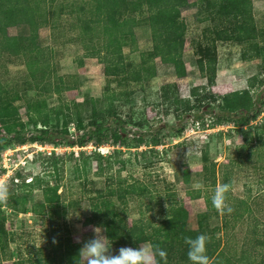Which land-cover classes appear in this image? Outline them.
Returning <instances> with one entry per match:
<instances>
[{
  "label": "rangeland",
  "instance_id": "rangeland-1",
  "mask_svg": "<svg viewBox=\"0 0 264 264\" xmlns=\"http://www.w3.org/2000/svg\"><path fill=\"white\" fill-rule=\"evenodd\" d=\"M253 3L256 21L264 29V0H253ZM196 11V0H189L182 10L188 25L182 62L163 63L157 59V76L141 85H123L119 77H107L105 65L97 57L88 55L77 38L76 13H63L58 19V28L47 26L40 29L38 41L47 50V59L53 63L56 74L68 75L66 79L77 84V88L64 92V99L83 101L86 97H101L108 84L119 92L133 90L128 101H117L115 110L133 129L146 133L158 131L160 144L154 147L150 137L138 148L134 147V143L127 147L120 143H109L100 146V149L92 143L84 147H54L28 142L5 149L0 158V180L6 182L9 189L34 177L42 181L29 193L30 208L44 202L42 187L47 183H60L59 192H64L55 205L47 203L43 210L37 208L41 211L8 210V247L0 251L2 264H31L38 257H51L58 236L64 240L70 238L73 242L79 238L83 242L94 236V227L104 230L103 234L107 236L114 253L123 246L137 248L141 243L152 246L147 234L137 239L138 246L128 240L117 243L109 239L105 226L99 224L97 219L87 222V217L92 215L91 197L93 194L100 198L105 195L106 176L95 173L97 161L93 160L87 179L75 176V161L72 158L66 160L58 177L51 175V167L46 166L53 152L65 158L74 155L77 159L82 151L88 154L97 149L107 156L117 148H122L121 157L127 159L121 172L123 178H127L129 183H144L147 187L145 194H129L125 203L113 199L119 216L125 218L127 225L132 227L136 222L159 225L166 221V209L169 208L166 205H183L188 210L186 229L200 228L206 234L215 233L216 237L221 238L220 247L225 260L216 264L264 263V140L254 141L253 145H257L254 150L258 149L259 152L248 157V151L242 147V127L234 122L218 120L219 115L231 113L229 105H232L233 99L230 101L226 97L228 94L235 91L242 94L244 99L241 98L240 102L243 103L245 98L256 99L260 93H264V89L259 87L264 80V59L260 49L264 42L259 37L260 46L255 50L250 44L219 40L217 80L215 85L210 86L205 67L197 62L198 48L195 49V45L200 41L210 42L208 39L213 33L207 32L208 23L200 21ZM8 31L11 35H27L30 27L23 23L11 26ZM206 34L208 39L204 37ZM138 45L139 50L136 51L129 46L124 47L125 55L134 61L140 60V52L151 48L152 42L141 35ZM24 62L23 56L0 57V81L7 88L1 97L3 101L11 100L31 84V75ZM168 83H175L177 90L173 93V90L167 89L170 98L163 99L162 89ZM27 93V96H31L36 91L30 87ZM52 99L55 101H50L49 105L58 102L56 97ZM14 104L19 109L25 128H34V124L28 120L26 100L18 99ZM182 123L186 124V129L178 134L176 130ZM257 125L260 126L259 136L264 138V109L245 128ZM70 127L75 131L73 123ZM3 129L7 128L3 126ZM236 147L240 157L232 163ZM205 153L210 161L216 162L217 184L234 182L233 190L228 193V204L234 209L232 216L222 215L212 206L211 196L217 184L205 186ZM120 167V162L114 163L113 173L117 174L115 170ZM186 173L190 177L189 184L184 181ZM81 183L86 185L82 186ZM196 184L202 185L199 198H193L192 190ZM71 200H79V204H69ZM235 212H243L244 215L235 219ZM70 213L73 214L71 219ZM174 253L177 254L175 259L180 258L181 251L178 252L175 246L170 251L172 257Z\"/></svg>",
  "mask_w": 264,
  "mask_h": 264
},
{
  "label": "trees",
  "instance_id": "trees-1",
  "mask_svg": "<svg viewBox=\"0 0 264 264\" xmlns=\"http://www.w3.org/2000/svg\"><path fill=\"white\" fill-rule=\"evenodd\" d=\"M188 2L189 0H0V57H25L24 63L31 75V84L27 87L36 91V94L27 96L28 88H25L11 100L3 101L1 97L7 88L0 81V158L9 146L28 142L50 144L54 147H84L91 143L96 147L109 143H120L127 147L134 143V147L138 148L151 137V144L154 147L159 145L158 131L146 133L133 129L115 110L117 101H128L133 90L124 89L119 92L108 84L101 97H86L83 101L64 99V92L77 88V84L66 79L68 75L56 74L53 63L47 59V50L38 41L39 31L47 26L58 28V19L63 13H76L75 26L79 31L77 38L88 51V55L97 57L105 65L107 77H119L123 85H141L149 83L157 76V59L163 63L182 62L188 31L182 10ZM196 3L198 19L208 23L206 30L213 33L210 39L207 34L204 36L211 40L210 42H196L197 62L205 67L208 84L213 86L217 80L218 41L235 40L241 44H250L253 49L258 50L259 37L264 42V29L259 27L256 21L253 0H196ZM23 23L29 25V34H9L8 29L11 26ZM141 35L151 40L152 47L142 50L140 60L134 61L125 55L124 47L129 46L133 51L139 50L138 39ZM260 49L264 59V46ZM176 86L175 83L166 84L161 97L169 99L167 89L175 93ZM259 87L264 89V80L260 82ZM53 97H56L58 102L49 105L50 101H55ZM226 97H229L230 101L233 99L232 105H229L231 113L219 115L218 120H227L241 126L244 141L242 147L248 151V157L258 154V149L254 150L257 145L253 143L264 140L259 136L260 126L245 127L264 109V93H260L256 99L245 98L243 103L240 99H244V96L236 91ZM18 99L26 100L28 120L34 124L31 130L25 128L19 109L14 104ZM239 109H242V112H239ZM71 123L75 131L71 129ZM3 126L7 129L4 130ZM185 129L186 124L182 123L176 132L181 134ZM238 152L236 147L232 163L240 157ZM122 153V148H117L113 153L104 156L96 149L88 154L82 151L80 157L75 159L74 155L65 158L53 152L48 157L46 166L51 167V175L58 177L66 160L72 158L75 161V176L78 179L83 176L87 179L92 171L93 160L97 161L98 168L95 173L106 176L105 195L100 198L93 194L92 215L87 217V222L97 219L99 224L105 226L109 239L117 243L128 240L138 246L137 239L147 234L152 246H158L167 252V264H190L187 258L188 246L184 243V238L206 233L200 228L186 229L188 210L185 206L171 204L166 209V221L159 225L153 222H136L131 227L127 225L124 217L119 216L114 198L120 203H125L129 194L141 195L147 192L144 183H129L127 178L121 175L122 168H125L127 163V159L121 157ZM116 162H120L122 167L116 169L117 174H114ZM203 170L205 186L216 185V162L210 161L207 153L203 155ZM1 172L0 168V176ZM184 181L188 184L190 182L187 173ZM41 182L37 177L28 182L22 181L12 190L9 189L7 202L0 203V251H5L8 247V210L36 212L43 210L47 203L55 205L61 200L64 191L59 192L60 183H47L42 187L44 202L30 208L29 193L33 188L40 186ZM192 193L193 198H199L202 190L193 189ZM228 200L227 195V203ZM72 201L69 204H79V200ZM243 215V212H235L233 218L239 219ZM168 216L171 219H168ZM206 235L211 238L206 246L211 264L224 261V253L220 247L221 238L216 237L215 233ZM174 246L178 252L181 251L180 258H177L179 260L175 259L177 254L174 253V257L170 254ZM80 248L81 243L73 242L70 238L64 240L62 236H58L53 256L38 257L31 264H74V257L78 255ZM160 264H164V261L161 260Z\"/></svg>",
  "mask_w": 264,
  "mask_h": 264
},
{
  "label": "clouds",
  "instance_id": "clouds-1",
  "mask_svg": "<svg viewBox=\"0 0 264 264\" xmlns=\"http://www.w3.org/2000/svg\"><path fill=\"white\" fill-rule=\"evenodd\" d=\"M189 153L187 154L188 157ZM233 184V181L218 183L211 196L212 206L222 215L231 214L234 211L227 203V195L233 190ZM201 187L200 184L194 185L197 190ZM8 197L9 186L0 180V203H6ZM166 207L169 206L166 205ZM72 215L70 213L69 219ZM167 218L171 219L170 216ZM92 231L94 236L86 241L82 242L77 238L76 242L82 243V247L79 249L78 255L74 257V264H160L161 260L167 264V252L158 246H148L141 243L137 248L123 246L114 253L112 247H109L107 236L103 234L104 230L100 227H94ZM134 238L136 239V236ZM210 239L208 235L203 233L195 237L184 238V243L188 246L187 258L190 264H211L206 247Z\"/></svg>",
  "mask_w": 264,
  "mask_h": 264
},
{
  "label": "built area",
  "instance_id": "built-area-1",
  "mask_svg": "<svg viewBox=\"0 0 264 264\" xmlns=\"http://www.w3.org/2000/svg\"><path fill=\"white\" fill-rule=\"evenodd\" d=\"M100 149H101V147H100Z\"/></svg>",
  "mask_w": 264,
  "mask_h": 264
}]
</instances>
